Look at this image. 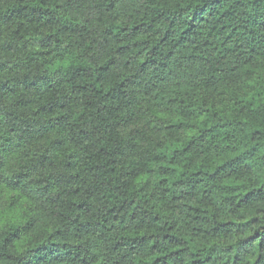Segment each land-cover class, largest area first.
I'll return each mask as SVG.
<instances>
[{
	"label": "clouds",
	"instance_id": "obj_1",
	"mask_svg": "<svg viewBox=\"0 0 264 264\" xmlns=\"http://www.w3.org/2000/svg\"><path fill=\"white\" fill-rule=\"evenodd\" d=\"M262 158L264 0H0V264H245Z\"/></svg>",
	"mask_w": 264,
	"mask_h": 264
},
{
	"label": "trees",
	"instance_id": "obj_2",
	"mask_svg": "<svg viewBox=\"0 0 264 264\" xmlns=\"http://www.w3.org/2000/svg\"><path fill=\"white\" fill-rule=\"evenodd\" d=\"M192 7H193V16H195V9L199 8L200 5L196 4V5H193ZM12 11L15 12L16 10L13 9ZM205 111H207V109ZM217 116H219L221 119H223V116L221 113H213L212 114L213 119H215ZM201 123L203 124L204 122L201 121ZM231 123H232L231 121H226L225 124L219 125V128H223L226 125L230 127ZM201 130L203 131V129H201ZM208 131L211 132L212 129L209 128ZM252 135H253V137H255L257 135V133H252ZM225 139H227V137H225ZM185 151H187V150L185 149ZM262 159H264V158H262ZM193 175H199V173L194 172ZM205 175H207V173H205ZM213 175H214V173H213ZM161 183H163V181H161ZM178 183H183V181H178ZM226 184L230 185L231 181H226ZM187 207H188V212L190 214V217L193 221H199V220L203 219L201 214L205 211L204 209L195 208L191 205H188ZM240 211L250 214L251 218L246 221L248 224L255 223V222L259 221V219H260L259 215H251L254 212L258 213L259 211H261L260 209L248 207V208H242V209H240ZM228 223H232V221H228ZM244 243L248 246V248L250 250H254L253 256L249 259H246L245 264H264V234H262L259 231L252 232L251 234H249L245 237ZM39 247H44V245H39ZM48 255H51V252H49ZM193 255H196V254L194 253ZM41 259H43V257H41ZM52 259L53 260H60L61 258L59 256H53ZM161 259H163V257H160V256L157 257V260H161ZM206 259H211V257H206ZM235 259L236 258H234V260H233V264H235ZM153 264H157V261H153ZM193 264H199V262L196 260H193Z\"/></svg>",
	"mask_w": 264,
	"mask_h": 264
}]
</instances>
